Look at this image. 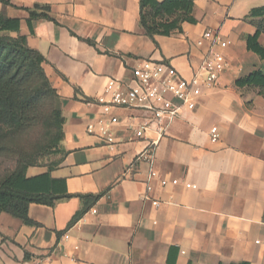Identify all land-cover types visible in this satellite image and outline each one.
Listing matches in <instances>:
<instances>
[{
	"label": "crops",
	"instance_id": "obj_1",
	"mask_svg": "<svg viewBox=\"0 0 264 264\" xmlns=\"http://www.w3.org/2000/svg\"><path fill=\"white\" fill-rule=\"evenodd\" d=\"M11 1L16 7L0 2V11L21 20L20 34L45 57L61 98L64 139L50 175L70 197L54 206L32 203L33 224L2 213L0 264H264V95L236 86L264 72V59L246 41L257 32L251 13L264 0H195L197 23L155 39L141 25V0ZM36 5L50 7L55 21L38 19L31 29L20 7ZM207 31L229 43L228 67L195 110L162 137L149 128L138 138L142 114L128 109L116 112V144L87 133L101 114L92 102L107 100L110 80H128L143 61L168 64L187 79L196 74L217 49L203 39ZM259 43L264 47V34ZM153 142L152 162L137 160ZM45 165L27 176L49 172Z\"/></svg>",
	"mask_w": 264,
	"mask_h": 264
},
{
	"label": "trees",
	"instance_id": "obj_2",
	"mask_svg": "<svg viewBox=\"0 0 264 264\" xmlns=\"http://www.w3.org/2000/svg\"><path fill=\"white\" fill-rule=\"evenodd\" d=\"M5 6H13L11 0H0ZM141 25L147 36L155 39L157 35L171 36L183 32V23H197L193 16L195 0H141ZM29 12L28 24L38 19L55 21L51 16V8L36 5L33 8L20 7ZM251 21L257 28L255 35L246 38L250 51L264 59V47L259 38L264 34V7L252 11ZM21 20L7 17L0 11V132L4 127H16L21 124L23 114L28 106L46 94H51L61 104V98L52 87L45 74L43 65L45 57L29 47L28 37L20 34ZM12 33H17L12 36ZM238 88H260L264 95V72L256 70L249 76L236 82ZM58 138L48 149L60 152V144L64 139L65 118L61 108L56 111ZM35 161L20 163L13 170L0 176V215L11 214L27 224H33L28 212L32 203L54 206L59 199L68 198L67 187L59 192L62 180L53 179L50 172L53 164H47V173L28 177L30 167H43ZM60 193V194H59ZM83 211L74 216L71 224L76 223ZM248 264V263H242Z\"/></svg>",
	"mask_w": 264,
	"mask_h": 264
},
{
	"label": "built area",
	"instance_id": "obj_3",
	"mask_svg": "<svg viewBox=\"0 0 264 264\" xmlns=\"http://www.w3.org/2000/svg\"><path fill=\"white\" fill-rule=\"evenodd\" d=\"M203 39L210 41L217 49L207 52L199 71L190 79L180 76L168 64L146 60L132 69L128 80H110L106 87L108 99L98 98L92 102L101 108V114L88 123L87 133L102 138L106 145L116 144L115 131L120 124L116 112L128 109L142 114L143 125L136 132L138 138H143L149 128H154L160 137L164 136L171 122L197 108L204 91L212 89L228 67L224 51L229 43L212 31L205 32ZM219 137L218 129L212 128V141L217 142ZM156 146L157 142L151 143L149 149L138 156L137 160L145 158L152 162ZM150 176L157 177V172L151 170ZM172 183L177 185L178 180ZM161 184L166 186L168 182L163 179ZM65 237L69 238V235Z\"/></svg>",
	"mask_w": 264,
	"mask_h": 264
},
{
	"label": "rangeland",
	"instance_id": "obj_4",
	"mask_svg": "<svg viewBox=\"0 0 264 264\" xmlns=\"http://www.w3.org/2000/svg\"><path fill=\"white\" fill-rule=\"evenodd\" d=\"M59 108V101L46 94L28 106L20 125L4 127L0 132V176L20 163L35 161L44 165L58 161L61 151L52 152L48 148L58 138L56 111Z\"/></svg>",
	"mask_w": 264,
	"mask_h": 264
}]
</instances>
